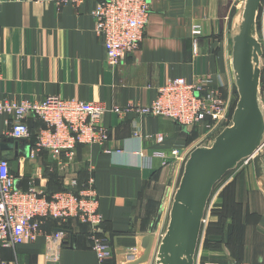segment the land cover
Segmentation results:
<instances>
[{"label": "crops", "instance_id": "crops-1", "mask_svg": "<svg viewBox=\"0 0 264 264\" xmlns=\"http://www.w3.org/2000/svg\"><path fill=\"white\" fill-rule=\"evenodd\" d=\"M95 3L0 0L1 101H41L55 95L98 101L107 107L148 105L168 78L207 77L209 87L235 106L231 34L240 22L243 0H150L139 48L115 67L106 63L105 47L94 32ZM193 26L200 30L195 42ZM256 32L262 52L259 90L264 104V0ZM7 117L0 118V159L7 160L15 188L36 187L46 196L65 190L79 194L93 178L102 216L98 234L107 239L111 257L99 262L88 226L76 219L64 226L62 239L47 240L45 235L57 227L46 219L37 239L0 245V259L7 264H129L142 256L150 234L156 251L182 170L167 156L174 148L190 153L198 146L200 130L136 112L118 116L108 111L102 121L109 140L102 146L77 145L72 160L62 157L67 165L61 167L36 150L32 136H8ZM26 123L31 133L43 125L32 114ZM157 134L163 135L162 141L154 139ZM262 150L264 162V144ZM158 152L167 156L160 157ZM206 211L209 225L202 227L195 264L264 263V197L252 164L229 172L211 195ZM222 219L224 232L218 238L214 231ZM151 261L141 264H155L154 253Z\"/></svg>", "mask_w": 264, "mask_h": 264}, {"label": "built area", "instance_id": "built-area-1", "mask_svg": "<svg viewBox=\"0 0 264 264\" xmlns=\"http://www.w3.org/2000/svg\"><path fill=\"white\" fill-rule=\"evenodd\" d=\"M69 1L78 5L85 0ZM95 1L91 12L94 32L105 47L106 63L115 67L139 48L150 13V0ZM199 34L198 26H193L194 42ZM209 85L207 77L196 81L184 77L168 78L157 87L156 97L150 104L125 107H107L98 101H78L55 95L46 96L41 101L0 100V118L3 114L8 115V136L14 139L32 136L36 150L44 151L61 167L73 159L77 145L102 146L109 140V130L102 121L108 111L118 116L131 111L143 116L169 119L186 129L197 128L201 132L198 146H209L223 128L231 125L234 109L219 90ZM28 114L34 115L43 124L33 133L26 123ZM154 139L160 142L163 135L157 134ZM157 155L167 156L163 152H158ZM188 155L189 152L174 148L167 157L172 158L175 165L179 163L182 169ZM62 157L66 158L67 162H63ZM251 164L249 157L243 159L239 166ZM14 180L7 160L0 159L1 246L8 247L37 239L42 235L40 225L46 219L54 220L57 227L55 232L45 235L46 239L60 240L64 237V226L71 219H76L88 226L91 248L99 262L111 257L107 239L98 234L102 216L97 210L93 178L88 179L79 194L65 190L51 196H46L43 190L36 187L18 190L14 186ZM0 264L7 262L0 259Z\"/></svg>", "mask_w": 264, "mask_h": 264}, {"label": "water", "instance_id": "water-1", "mask_svg": "<svg viewBox=\"0 0 264 264\" xmlns=\"http://www.w3.org/2000/svg\"><path fill=\"white\" fill-rule=\"evenodd\" d=\"M262 0H243L241 19L231 34V65L237 101L231 125L209 146L195 147L185 160L169 209L168 222L156 251L155 264H195L203 219L215 186L245 158H251L257 187L264 197V104L259 90L261 46L256 17ZM152 234L143 254L129 264L148 261Z\"/></svg>", "mask_w": 264, "mask_h": 264}, {"label": "rangeland", "instance_id": "rangeland-1", "mask_svg": "<svg viewBox=\"0 0 264 264\" xmlns=\"http://www.w3.org/2000/svg\"><path fill=\"white\" fill-rule=\"evenodd\" d=\"M218 186H220V184H219V185H217V187H216V189H215L216 191H218V189H219V187H218ZM216 191H215V192H213V194H215V193H216ZM213 194H212V195H213ZM215 202H216V201H215ZM215 202H214V204L216 205V203H215ZM206 212H207V211H206ZM209 216H210V214H209V215H207V216H206V214H205V216H204V221H205V222L203 221L202 227L204 226V224H205V225L208 227V225H209V223H208V222H209V220H210V219H209ZM222 223H223V219H222ZM204 228H205V227H204ZM203 231H204V229H203ZM220 231H221V232H220ZM223 232H224V230H223V229H221V230L219 229V225L215 227V231H214V233H215L216 235H218V236H220V237H221V236L223 235ZM222 238H223V237H222ZM153 253H154V257H155V252H154V250L152 251V254H153ZM152 254H151V256H152ZM151 256L149 257V259H148V261H147V262H152V261H151Z\"/></svg>", "mask_w": 264, "mask_h": 264}, {"label": "trees", "instance_id": "trees-1", "mask_svg": "<svg viewBox=\"0 0 264 264\" xmlns=\"http://www.w3.org/2000/svg\"><path fill=\"white\" fill-rule=\"evenodd\" d=\"M230 172H231V171H230ZM228 174H229V172L223 177V179H224ZM223 179H222V180H223ZM222 180H221V181H222ZM221 181H220L217 185L221 184ZM217 185L215 186L214 190L216 189ZM218 187H219V186H218ZM53 221H54V220H53ZM54 222H55V221H54ZM55 223H56V222H55ZM85 225H86V224H85ZM218 225H219V229H220V230L223 229V223H222V222L219 221ZM86 226H87V225H86ZM209 232H210V228L208 229V232H207V234L209 235L208 238H210V234H209ZM220 232H221V231H220ZM100 236H101V235H100ZM217 236H218V235H217ZM218 238H220V236H218ZM209 241H210V239H209V240L207 239V241L205 242V244H206L207 246L210 245V242H209ZM219 242H220V240H219ZM219 242H218V243H219Z\"/></svg>", "mask_w": 264, "mask_h": 264}]
</instances>
